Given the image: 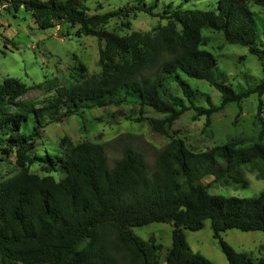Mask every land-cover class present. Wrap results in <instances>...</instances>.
<instances>
[{
  "label": "trees",
  "instance_id": "1",
  "mask_svg": "<svg viewBox=\"0 0 264 264\" xmlns=\"http://www.w3.org/2000/svg\"><path fill=\"white\" fill-rule=\"evenodd\" d=\"M251 2L264 7V0H217L214 9L168 3L156 13L154 3L137 0L89 13L82 0H0L14 11L30 12L41 29L77 25L78 33L102 42L97 75L86 74L81 65L74 68L73 80L63 85L29 86L15 77L0 79V154L13 155L20 168L0 180L2 264H160L163 245L154 236L143 240L132 231L151 222L172 225L171 245L163 255L166 264H215L190 247L184 232L201 229L207 219L229 264H264V255L253 258L237 251L221 236L230 228L264 232V188L252 196L224 195L209 192L202 182L210 176L213 181L245 185L243 166L248 164H255L264 179V79L235 88L218 78L222 72L215 56L202 47L207 40L202 29L219 31L227 43L247 47L264 66V21ZM136 11L166 23L124 35L101 27L114 16L128 17ZM186 78L213 86L220 93L219 103L213 104ZM31 87L50 94L39 105L22 99ZM252 93L259 97V129L249 145L231 138L194 151L173 138L156 152L150 166L134 135L126 132L106 144L72 143L64 136L56 154L37 153L48 123L83 108L96 106L107 116H130L134 109L127 104L132 96L139 105L137 120L147 119L154 131L165 134L186 110L205 116L208 124L212 113ZM145 106L163 116L144 117ZM106 146L119 152L111 162ZM33 163L45 174L30 171ZM59 170L63 176L56 178L51 172Z\"/></svg>",
  "mask_w": 264,
  "mask_h": 264
},
{
  "label": "rangeland",
  "instance_id": "2",
  "mask_svg": "<svg viewBox=\"0 0 264 264\" xmlns=\"http://www.w3.org/2000/svg\"><path fill=\"white\" fill-rule=\"evenodd\" d=\"M89 13H103L115 10L124 4H132L137 0H82ZM154 3L153 9L161 13L166 4L202 10L214 9L217 0H145ZM250 7L264 21V7L251 2ZM129 25L125 26V22ZM166 23L159 16H151L143 11L131 13L128 17L114 16L101 27L118 35L132 31H152L158 25ZM77 25L62 24L48 29H41L34 22L31 13L19 8L14 11L6 3L0 4V79L15 77L26 85L44 82L45 86L63 85L73 80L74 68L85 66L86 74L97 75L100 67L97 64L98 50L102 45L95 36L77 32ZM207 38L202 47L209 50L217 60L220 80L235 88L250 87L264 79V66L248 52L247 47L229 44L219 31L202 29ZM263 37V35H262ZM192 88L208 95L213 104H218L220 93L205 80L186 78ZM49 93L43 88L31 87L21 98L31 100L37 105L45 101ZM259 97L252 93L239 104L230 102L211 114L207 124L205 116L195 117L193 109L186 110L163 133L154 131L147 119L137 120L139 105L137 100L129 96L127 107L134 109L130 116H107L98 107L83 108L63 118L61 121L48 123L38 140L37 153L56 154L58 143L68 136L72 143L88 140L106 144L118 135L130 132L137 145L145 151L146 160L153 165L156 152L169 140L180 138L184 144L194 150L201 151L231 138H242L245 145L254 141L259 125L255 118ZM264 101V94L261 96ZM199 104L206 105L200 101ZM144 117H162L152 108H143ZM264 116V108H263ZM106 154L111 162L119 155L115 148L106 146ZM20 168L14 156L0 154V180L15 174ZM30 171L39 175L45 174L44 168L33 163ZM244 174L248 178L245 185L232 182L213 181L212 177L202 179L209 192L224 195L252 196L264 188V179L257 174L255 164L244 165ZM56 178L63 176L61 170L51 172ZM132 231L143 240L154 236L163 245L160 252V264L164 261V252L171 245L172 225L167 222H151L146 225L132 227ZM187 242L194 251H198L215 264H229L222 252L218 240L213 237L210 221L207 219L199 230H184ZM222 238L235 250L246 252L253 258L264 255V232L261 230L241 231L230 228L221 232ZM0 264H2L0 262Z\"/></svg>",
  "mask_w": 264,
  "mask_h": 264
}]
</instances>
